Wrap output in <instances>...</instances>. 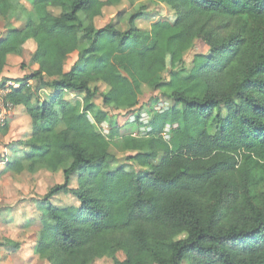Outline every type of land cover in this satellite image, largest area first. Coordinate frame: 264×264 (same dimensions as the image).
<instances>
[{"label":"trees","instance_id":"obj_1","mask_svg":"<svg viewBox=\"0 0 264 264\" xmlns=\"http://www.w3.org/2000/svg\"><path fill=\"white\" fill-rule=\"evenodd\" d=\"M149 1L174 20L141 29L140 6L122 30L134 0H32L36 18L0 39V76L29 40L38 65L7 96L26 108L31 137L0 162L14 175L64 177L37 202L35 253L48 264H264V0ZM124 2L127 11L97 28L106 9ZM11 9L12 0H0V28ZM198 41L208 52L187 72ZM144 87L172 106L142 110ZM108 109L134 121L120 127ZM143 111L151 131L139 137ZM112 147L140 171L113 167ZM59 196L77 205L52 204Z\"/></svg>","mask_w":264,"mask_h":264},{"label":"rangeland","instance_id":"obj_2","mask_svg":"<svg viewBox=\"0 0 264 264\" xmlns=\"http://www.w3.org/2000/svg\"><path fill=\"white\" fill-rule=\"evenodd\" d=\"M134 1V10L125 14L124 20L120 25V29L122 30L126 29L127 27L125 19L130 14L134 13L140 6H145L147 13L145 19L138 21V25L141 29L149 30L152 22H155L161 17H166L171 20H174L175 18V14L168 7L165 8L152 5L149 0ZM129 7L130 4L128 2H124L118 10L106 9L104 15L96 19L97 28H103L115 19L116 14L119 11H127ZM35 18L36 16L32 8V0H12V9L8 18L6 21L1 20L0 39L3 38L10 30L21 28L27 23L28 20ZM207 52L208 47L206 44L198 41L194 48L185 56L186 71L189 72L192 68L193 58L196 54H206ZM76 58L77 55L71 56L67 67L71 66ZM98 87L101 92L107 91L106 86L103 84L99 85ZM45 97L46 96L42 94V98ZM81 98H83V96ZM67 99L71 101L73 100L71 96H68ZM161 101L168 104L169 107L173 104L168 96L163 93V91H153L148 87H144L139 107L142 110L156 109L160 104H162ZM96 107L98 109L103 108L102 100L100 98L96 100ZM108 112L110 115L116 117V122L120 127L124 126L128 121L132 122L134 120L133 116L131 117L130 115H127L125 111L108 109ZM144 112L146 113V111H143V113ZM149 114L152 115L153 113ZM110 151L111 154L115 155L117 158V161L114 162L113 167H118L120 163L127 167L129 171H140V168L135 163L127 162L125 160V154L119 153L113 147L110 149ZM1 170H3V166L0 164V172ZM59 174H62V172L53 175H50L47 172H41L36 177L27 174L24 176H8L2 178L3 175L0 173V199L5 197L4 202L0 203V208H7V210L3 213L5 214L4 217L6 218L3 219V221H0V264H48L47 262H44L40 259L34 261V259H31L30 257L33 256L31 255V250L33 243L35 242V235L42 227L40 211L38 210V207V215L32 219L34 221H32L30 226L23 224V215L19 214L28 215L31 212L33 205L30 202V196L34 197L32 200H36L35 206H38L37 202L40 200L37 201V199L43 198V196L51 187L61 184L62 179L59 177ZM73 186L76 187V183H74ZM53 203L58 206L71 204L77 205V201L71 196L56 197L53 199ZM7 238H9V240L12 242V244L9 246L7 244ZM16 243L19 244L18 249H15L13 246V244ZM6 248L7 250H5ZM4 250L6 251L5 253L3 252ZM117 258L122 261L125 259V255L123 253H118ZM94 264L113 263L111 260L101 259L96 261ZM183 264L189 263L185 261Z\"/></svg>","mask_w":264,"mask_h":264},{"label":"crops","instance_id":"obj_3","mask_svg":"<svg viewBox=\"0 0 264 264\" xmlns=\"http://www.w3.org/2000/svg\"><path fill=\"white\" fill-rule=\"evenodd\" d=\"M160 6L167 8V6L165 5H160ZM36 49H37V45L35 41L29 40L24 45V52L21 56L9 55L7 58V66L0 76V84L13 83V84L18 85V83H16L15 80H21L24 77L31 75L33 72H35L38 69V65L32 62V56L36 52ZM73 55H77V54L75 53ZM76 60L74 61V63L76 62ZM71 66L66 67V71H69ZM32 84L35 86L34 83ZM42 93L50 94V92H47V91L42 92ZM31 134H32V122H31L30 116L27 114L26 108L24 106H15L9 118L8 126L5 129L0 130V157H12L15 152H18L20 150V147L17 146L16 143L20 141L28 140L31 137ZM0 164L3 166V170H1L0 172L3 175L2 178L8 177V176H14V177L24 176L27 174L33 177H36L41 172H47V171H40L39 173L34 174V175L29 174V173H23L21 175H14L12 173L5 171V167L3 163H0ZM49 174L53 175L52 173H49ZM59 177L62 179V183H63L64 181L63 174H59ZM74 183H76V179H74L72 182L73 188H74L73 186ZM30 197H31L30 202L33 205V207L31 208V212L28 215L19 214V215H23V221H24L23 224L26 226H30L32 224V221H34L32 219H34L38 215L37 206H35L36 200H32L34 198L33 196H30ZM2 199H0V203L4 202L5 197H3ZM41 199L42 198L37 199V201ZM51 202L52 204H54L53 200ZM6 210H7L6 207L0 208V221H3V219L6 218L4 217L5 214H3ZM36 237H37V234L35 235V242L33 243L32 250H31V255L33 256H30L31 259H34V261L39 260L38 256L35 253ZM7 242H8V246L12 244L9 238H7ZM5 250H7V248ZM5 250L3 251L4 253L6 252Z\"/></svg>","mask_w":264,"mask_h":264},{"label":"built area","instance_id":"obj_4","mask_svg":"<svg viewBox=\"0 0 264 264\" xmlns=\"http://www.w3.org/2000/svg\"><path fill=\"white\" fill-rule=\"evenodd\" d=\"M19 85L13 84V83H6L2 86H0V130L5 129L8 126L9 118L11 116V113L14 109V105L7 100V96L10 93L11 88H18ZM167 105V106H166ZM169 106L166 103H162L156 108L155 110L157 112H164L165 110H168ZM134 118V117H133ZM134 121V120H133ZM132 121V122H133ZM91 122L94 124L95 122L91 119ZM150 122V117L147 113H143L141 115V123L143 124L140 128L139 132L134 134L135 136L144 137L146 136L151 129L148 127V124ZM99 131L105 135L108 136L110 129L107 123H103L100 126H97ZM171 128L169 126L166 127L165 132L169 133ZM169 135L165 136L166 140H169Z\"/></svg>","mask_w":264,"mask_h":264}]
</instances>
